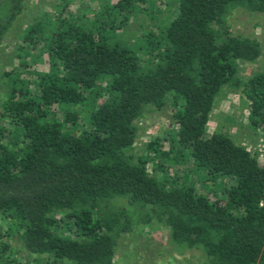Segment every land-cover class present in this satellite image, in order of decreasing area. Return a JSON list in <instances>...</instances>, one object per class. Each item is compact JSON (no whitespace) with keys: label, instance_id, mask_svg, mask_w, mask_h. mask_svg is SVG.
Instances as JSON below:
<instances>
[{"label":"trees","instance_id":"16d2710c","mask_svg":"<svg viewBox=\"0 0 264 264\" xmlns=\"http://www.w3.org/2000/svg\"><path fill=\"white\" fill-rule=\"evenodd\" d=\"M175 1L135 49L109 34L156 0H98L90 17L62 0L23 31L0 104V264H114L121 234L152 224L174 246L200 248L205 264H264V163L206 132L221 89L241 87L264 138V71L237 75L262 43L227 22L237 8L264 14V0ZM24 5L0 0V49ZM36 62L45 70L28 68ZM164 106V136L136 153L137 120ZM188 161L204 182L222 181L216 194L167 172Z\"/></svg>","mask_w":264,"mask_h":264},{"label":"rangeland","instance_id":"374dc122","mask_svg":"<svg viewBox=\"0 0 264 264\" xmlns=\"http://www.w3.org/2000/svg\"><path fill=\"white\" fill-rule=\"evenodd\" d=\"M65 1L69 4L70 11L84 13L89 17L101 8L98 0ZM59 3L62 0H25L24 10L6 34L0 49V104L10 85V79L4 72L19 68L20 59L16 54L18 45L22 43L20 38L23 31L27 27L38 26L40 19L53 14ZM157 5L159 8L152 12H149L152 5L145 4L142 11L128 15L121 22V26L109 34L110 39L119 40L123 45L135 49V42L146 28L175 14V0H156ZM227 22L233 32L255 37L262 43V54L256 61L238 63L237 75L244 83L255 72L264 71V14L237 8L229 15ZM33 53L34 56L39 55L36 49ZM45 67V62H36L28 68L45 70ZM25 76L32 77L28 73ZM170 121L169 106L146 109L137 120L138 129L134 143L136 153H141L148 141L164 136ZM216 131L228 134L235 142L247 147L259 163H264L263 141L260 134L248 124L247 101L241 87L224 86L216 96L206 132L211 134ZM192 167L191 161L184 164L176 162L169 165L167 172L178 177L179 181L193 182L198 191L211 197L220 190V179L211 185L202 180V173L196 176L190 172ZM227 181L229 180L226 178L223 180L224 183ZM17 256L21 261L32 259L23 250H18ZM114 264H205V256L198 247L174 246L169 241L168 230L161 225L152 224L145 231L134 230L121 234L117 240Z\"/></svg>","mask_w":264,"mask_h":264},{"label":"built area","instance_id":"2783aa9c","mask_svg":"<svg viewBox=\"0 0 264 264\" xmlns=\"http://www.w3.org/2000/svg\"><path fill=\"white\" fill-rule=\"evenodd\" d=\"M261 140L263 141V144L262 145L264 146V138L261 137ZM260 205H264V201H261L260 202Z\"/></svg>","mask_w":264,"mask_h":264}]
</instances>
